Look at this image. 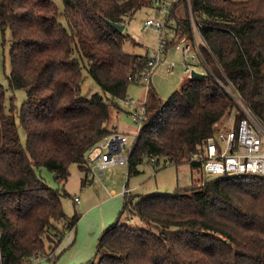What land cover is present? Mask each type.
<instances>
[{
  "label": "trees",
  "instance_id": "trees-1",
  "mask_svg": "<svg viewBox=\"0 0 264 264\" xmlns=\"http://www.w3.org/2000/svg\"><path fill=\"white\" fill-rule=\"evenodd\" d=\"M61 1L62 11L53 0H0V33L11 36L10 70L0 83V264L58 258L54 251L80 216L67 219L63 192L37 171L49 170L57 182L71 163L91 172L88 148L112 132L108 123L123 110L128 77L148 59L147 52L124 51V29L109 21L125 28L152 0ZM191 5L209 47H202L207 67L199 64L206 76L189 77L167 100L149 84L145 117L127 150L128 176L160 160L185 158L202 169L191 156L202 155L214 124L234 105L227 79L264 124V0ZM176 29L189 35L187 18ZM84 69L100 92H82ZM16 89L26 92L18 111L5 104L6 91ZM132 216L141 224H129ZM84 264H264V176H212L173 194H124Z\"/></svg>",
  "mask_w": 264,
  "mask_h": 264
},
{
  "label": "rangeland",
  "instance_id": "rangeland-1",
  "mask_svg": "<svg viewBox=\"0 0 264 264\" xmlns=\"http://www.w3.org/2000/svg\"><path fill=\"white\" fill-rule=\"evenodd\" d=\"M53 1L58 10L62 11V1ZM151 16L165 18V15L161 17L150 5L139 8L129 19L124 28L126 34L122 44L124 51L144 54L152 50L157 42V33L153 29L143 30V22ZM170 16H172L169 19L172 22L170 26H174L177 20L187 18L184 5L176 7ZM61 20L66 25L65 20L63 18ZM166 34L168 33L166 32ZM10 37L8 30L3 35L0 33V40L3 43L0 51V83L3 85H6L5 76L10 70L8 56ZM185 58L181 49L177 50L174 47H169L165 53L164 62L157 66L152 73L150 86L155 89L161 99L167 100L190 77L184 70ZM170 60L175 61L176 65L172 71L167 72L166 66ZM190 67L196 72L202 73L204 71V68L199 63H192ZM83 72L82 92L85 94L100 92L98 86L88 76L85 69ZM148 85L140 81H131L128 84L127 100L131 101V106L125 104L124 101L120 102L123 110L118 116L119 121L115 116L116 113L115 115L113 114L114 109H111V113L114 116L111 117L108 126L115 125L117 130L128 132L129 137L126 145L128 150L134 141L133 135L137 129L131 122V116L127 112L145 100ZM223 86L227 93L231 91L228 85ZM25 99V90H7L6 108L13 107L18 111ZM239 114L238 106L234 103L233 107L217 123L235 122ZM21 140L25 144L24 135ZM90 168L92 169L91 172L85 176L84 170L76 163H71L68 167L67 179L62 182H57L53 173L45 168H40L37 171L39 176L49 186L59 188L63 192L61 202L67 219L72 218L74 214H78L80 217L75 229L65 233L64 238L54 251V255L57 254L59 257L55 261L48 260L45 257H38L34 260L35 263L84 264L89 261L95 253L102 230L115 222L123 207L124 194L127 193L123 192L124 186H127L129 191L132 189V192L128 191L129 194H173L178 187H187L195 183L201 185L204 179L214 176L201 168L191 167L188 159L185 158L177 164H163L162 160L159 163L145 162L139 166V173L130 176L127 175L126 165H115L105 168L102 176L95 175V170L92 166ZM74 197L79 198L77 204L73 200ZM128 223L131 225L141 224L136 216H132Z\"/></svg>",
  "mask_w": 264,
  "mask_h": 264
},
{
  "label": "built area",
  "instance_id": "built-area-1",
  "mask_svg": "<svg viewBox=\"0 0 264 264\" xmlns=\"http://www.w3.org/2000/svg\"><path fill=\"white\" fill-rule=\"evenodd\" d=\"M179 5H184L187 21L190 27L189 35L180 36L176 24L170 26L171 12ZM152 8L161 17H148L144 22L143 30L153 29L157 33V42L148 53L145 68L140 73L128 77L131 81H140L150 84V77L154 70L165 60V53L169 47H179L185 58L184 70L191 74L192 63H206L202 54V47L209 50L208 45L200 34L199 26L195 20L191 0H152ZM166 32L168 34H166ZM162 56H164L162 58ZM176 63L170 60L166 71L174 69ZM231 91L229 96L238 106L239 117L237 121L219 124L215 123L212 133L206 137L201 156L192 155L191 159L200 161L203 171L214 176L220 175H258L264 176V124L255 116L252 110L241 99L230 80L227 84ZM149 86V85H148ZM144 101L136 105L130 111L131 121L134 124L137 135L145 117ZM125 104L131 106L130 100ZM129 134L113 130L98 143L88 148L85 157L95 170V175L102 176L105 168L115 165L127 164V140ZM127 186L123 192H128ZM75 204L79 202L78 197L73 198ZM35 263V261L33 262Z\"/></svg>",
  "mask_w": 264,
  "mask_h": 264
},
{
  "label": "water",
  "instance_id": "water-1",
  "mask_svg": "<svg viewBox=\"0 0 264 264\" xmlns=\"http://www.w3.org/2000/svg\"><path fill=\"white\" fill-rule=\"evenodd\" d=\"M109 23L117 30V31H122L124 29V24L122 23H116V22H111L109 21ZM206 76L205 73H200V72H196V71H192L190 74L191 78H197V77H204Z\"/></svg>",
  "mask_w": 264,
  "mask_h": 264
},
{
  "label": "crops",
  "instance_id": "crops-1",
  "mask_svg": "<svg viewBox=\"0 0 264 264\" xmlns=\"http://www.w3.org/2000/svg\"><path fill=\"white\" fill-rule=\"evenodd\" d=\"M174 48L177 49V50H179V47H174ZM128 106H129V105H128ZM130 111H131V110L129 109L128 112H127V113H129V115H130ZM120 112H121V111L117 112L116 115L114 114V115L116 116V118H117L118 121H119L118 116L121 114ZM114 115H113V116H114ZM131 122H132V121H131ZM116 127H117V126L112 125V126H111L112 131H113V130H117ZM117 131H119V130H117ZM120 132H121V131H120ZM122 132H123V131H122ZM124 132H125V131H124ZM127 133H128V132H127ZM129 133H130V132H129ZM130 191L132 192V189H130ZM130 191H129V192H130ZM128 194H129L128 192L125 193V195H128ZM78 220H79V219H78ZM77 222H78V221H77ZM76 225H77V223H76ZM76 225H75V226H76ZM102 225H103V224H102ZM74 229H75V227H74L73 229H71V230H74ZM58 257H59V256H58Z\"/></svg>",
  "mask_w": 264,
  "mask_h": 264
}]
</instances>
